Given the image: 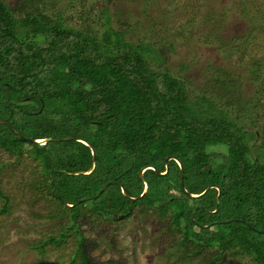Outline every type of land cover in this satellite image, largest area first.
Here are the masks:
<instances>
[{
  "label": "trees",
  "instance_id": "obj_1",
  "mask_svg": "<svg viewBox=\"0 0 264 264\" xmlns=\"http://www.w3.org/2000/svg\"><path fill=\"white\" fill-rule=\"evenodd\" d=\"M26 1L36 9L21 3L15 11L0 0V149L21 155L25 148L38 160L46 177L41 187L69 217L65 230L32 249L60 245L84 209L95 208L108 221L117 219L114 213L128 219L137 206L151 203L149 210L161 214L165 235L185 256L245 245L254 261L264 264V236L255 230L264 231V156H253L246 140L256 133L242 131L212 96L188 97V82L163 71L162 54L151 44L126 41L128 31L115 28L117 13L109 7L98 39L96 33L63 29L62 17L51 22L47 0ZM214 85L220 91L222 84ZM256 106L258 99L249 107ZM53 137L82 138L91 147L27 140ZM209 146L213 150L206 151ZM92 149L93 172L79 174L92 168ZM169 156L179 161L171 160L162 176ZM146 167L155 170L141 177ZM146 183L149 190L140 198ZM213 185L204 196L191 197ZM74 190L76 199L70 201ZM85 198L94 201L93 207L77 203ZM7 210L6 205L0 214ZM64 214H57L59 221L67 220ZM76 233L81 248L84 236Z\"/></svg>",
  "mask_w": 264,
  "mask_h": 264
},
{
  "label": "rangeland",
  "instance_id": "obj_2",
  "mask_svg": "<svg viewBox=\"0 0 264 264\" xmlns=\"http://www.w3.org/2000/svg\"><path fill=\"white\" fill-rule=\"evenodd\" d=\"M4 1L11 10L18 11L21 3L36 9L26 0ZM46 2L51 22L62 17L63 29L96 33L98 39L105 30L104 11L109 7L113 15L117 13L115 28L128 31L126 41L151 44L161 52L163 71L170 69L171 75L188 82L187 96L215 98V104L240 123L242 131L256 133L257 138L246 140L253 156H264V62H259L264 61V0ZM150 66L155 69L157 65L151 62ZM215 80L222 84L220 91L214 87ZM254 99L260 106L250 109ZM22 151L16 155L0 149V211L8 206L0 214V264H209L211 259L217 264H257L245 245L220 253L217 247L188 256L178 252V243L165 235L161 214L149 210L151 203L137 206L128 219L108 221L95 208L84 209L75 226L84 236L81 248L79 234L71 229L60 245L34 250L49 235L65 230L69 217L48 189L41 187L46 177L39 161L25 148ZM75 193L67 199H76ZM91 204L94 201H87L84 207L91 208ZM106 204H101L105 210ZM60 211L67 220L59 221ZM170 218L171 214L164 220Z\"/></svg>",
  "mask_w": 264,
  "mask_h": 264
},
{
  "label": "water",
  "instance_id": "obj_3",
  "mask_svg": "<svg viewBox=\"0 0 264 264\" xmlns=\"http://www.w3.org/2000/svg\"><path fill=\"white\" fill-rule=\"evenodd\" d=\"M0 123H4V121H2V120H0ZM21 137V139L22 140H26L23 136H20ZM29 142H31V143H35V144H38V145H46V144H48L49 142H55V141H59V142H61V141H78V142H81V143H83V144H85V145H87V146H89V147H91V144L89 143V142H87L86 140H84V139H82V138H49V139H44V140H32V139H27ZM93 151H92V155H93V166H92V168L88 171V172H82V173H79V174H83V175H89V174H91L92 172H93V170H94V168H95V160H96V151L94 150V149H92ZM171 160H176V161H179V160H177L175 157H173V156H169V157H167L166 159H165V164H166V166H167V172L166 173H163V174H160V175H162V176H164V175H166L168 172H169V163H170V161ZM179 164H180V166H181V168L183 169V165L179 162ZM148 169H153V170H155L153 167H146V168H144V169H142V171L140 172V175H141V177H143V175H144V172L146 171V170H148ZM50 176H52V174L50 175ZM112 184V182H109V183H107L104 187H103V189L101 190V192L97 195V197H95V198H98L99 196H101V194L110 186ZM182 186H184V181L182 180ZM216 186H211V187H209L204 193H202V194H200V195H191V197H193V198H200V197H202V196H204L210 189H212V188H215ZM183 189L185 190V188L183 187ZM148 190H149V185L146 183V188H145V191H144V193H143V195H141V197L140 198H142L147 192H148ZM186 191V190H185ZM123 193H124V195H127L126 194V192H125V190L123 189ZM220 196H221V193H219V196H218V199H217V203H219V199H220ZM89 198H85V199H83L82 201H80L78 204H80V203H82V202H85V201H87ZM131 200H133V201H135V200H137V198H131ZM67 207H69V208H74L75 207V205H69V204H67ZM116 217L117 218H121V219H123L125 216H121L120 215V217H119V215H116ZM259 232V231H258ZM262 235H264V232H260Z\"/></svg>",
  "mask_w": 264,
  "mask_h": 264
},
{
  "label": "clouds",
  "instance_id": "obj_4",
  "mask_svg": "<svg viewBox=\"0 0 264 264\" xmlns=\"http://www.w3.org/2000/svg\"><path fill=\"white\" fill-rule=\"evenodd\" d=\"M213 150L211 146H209V148L206 149V151H210Z\"/></svg>",
  "mask_w": 264,
  "mask_h": 264
},
{
  "label": "flooded vegetation",
  "instance_id": "obj_5",
  "mask_svg": "<svg viewBox=\"0 0 264 264\" xmlns=\"http://www.w3.org/2000/svg\"><path fill=\"white\" fill-rule=\"evenodd\" d=\"M117 218V217H116Z\"/></svg>",
  "mask_w": 264,
  "mask_h": 264
}]
</instances>
